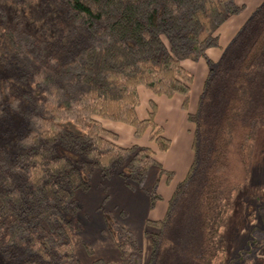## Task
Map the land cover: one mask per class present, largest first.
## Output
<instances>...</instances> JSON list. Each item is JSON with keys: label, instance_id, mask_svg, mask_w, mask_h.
Returning a JSON list of instances; mask_svg holds the SVG:
<instances>
[{"label": "trees", "instance_id": "16d2710c", "mask_svg": "<svg viewBox=\"0 0 264 264\" xmlns=\"http://www.w3.org/2000/svg\"><path fill=\"white\" fill-rule=\"evenodd\" d=\"M47 4L54 16L41 28L20 12L0 14V120L21 118L12 138L0 137V264H81L74 255L73 219L81 210L75 194L89 190L96 169L104 180L117 176L128 189H142L158 165L153 150L121 147L101 124L128 125L136 139L150 130L158 152L168 151L154 102L146 119L136 115L138 87L182 96L195 125L185 179L164 218L146 222L149 264H219L220 228L248 183L252 141L264 129V0L209 67L195 114L188 113L193 75L182 62L219 47V29L244 10L237 0ZM145 192L153 208L160 197ZM111 223L121 262L141 264L134 234Z\"/></svg>", "mask_w": 264, "mask_h": 264}, {"label": "rangeland", "instance_id": "374dc122", "mask_svg": "<svg viewBox=\"0 0 264 264\" xmlns=\"http://www.w3.org/2000/svg\"><path fill=\"white\" fill-rule=\"evenodd\" d=\"M243 3L245 0H237L238 5ZM1 11L7 13L6 16L20 12L26 16L28 24L33 28H41L54 16L47 0H0V14ZM20 124L21 118L18 115L11 116L8 120H0V137L5 136L6 140H9ZM93 174L90 178L89 190H78L75 194V200L81 206L80 212L73 219L79 240L74 245L76 259L81 264H93L98 259L107 264H124L121 262L115 240L107 230L112 225L111 222L115 221L118 225L132 230L141 250V264H149L151 242L145 234L148 227L143 221L142 211V207L150 202L149 195L141 190L131 192L122 184L123 181L119 177L116 179L121 186H117L113 179H108L111 181L109 182L102 176L99 177L101 172L97 169ZM143 185L149 188L148 180ZM120 187L129 193L128 199L136 202L137 206L126 205ZM123 206H127L126 214L122 210ZM105 213H109L111 219H107ZM224 218L219 233L222 244L219 264H264V129L262 128L255 132L252 141L248 183L234 195ZM149 230L153 231L150 228ZM86 247L92 250V254Z\"/></svg>", "mask_w": 264, "mask_h": 264}, {"label": "crops", "instance_id": "0c3cea01", "mask_svg": "<svg viewBox=\"0 0 264 264\" xmlns=\"http://www.w3.org/2000/svg\"><path fill=\"white\" fill-rule=\"evenodd\" d=\"M260 2L261 0H245V3H243L244 10L239 15L228 19L219 29V47L207 50L206 58H200L196 62L189 60L182 62L183 68L193 75V83L190 87L188 113L195 114L197 111L198 100L207 78L209 67L215 69L221 53L228 47L237 31L250 17ZM137 92L140 101L139 106L136 108L137 117L140 120L146 119L150 109L149 103L150 101L154 102L156 106L154 120L157 125L162 127L164 137L170 141V148L168 151L165 153L158 152L156 144L149 139L150 130H147L140 139H136L134 137V129L128 125L108 120H101V124L106 130L117 134V144L119 146L131 147L135 145L139 147H148L154 152V159L158 165H153L148 171L145 181L148 180L147 186L149 188L143 185L142 189L136 188L131 190V192H138V190H141L144 193H146L145 191H153L160 197L153 208L150 207V202H148L144 208L142 207L143 221L146 223V221H158L164 218L167 212L168 202L176 185L185 179L194 161L192 144L195 125L188 121L187 113L181 108L182 96L178 94L171 98L157 96L143 87H138ZM161 169L166 173H171V178L169 180H167V174L165 172L162 173ZM98 176L100 177L101 175ZM116 178L118 177H113L110 180L113 179L117 186H121ZM110 180L107 181L111 182ZM122 184L124 185L123 182ZM121 189L123 197L125 198V203H127L126 205L131 207L137 206L136 202L128 199L129 193L123 191V188ZM127 206L122 207L125 214L127 213ZM124 228L132 232V230L126 227Z\"/></svg>", "mask_w": 264, "mask_h": 264}]
</instances>
